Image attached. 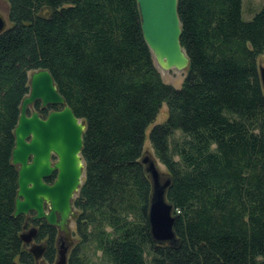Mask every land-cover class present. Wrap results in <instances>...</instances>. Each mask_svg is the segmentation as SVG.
Masks as SVG:
<instances>
[{
	"label": "trees",
	"instance_id": "16d2710c",
	"mask_svg": "<svg viewBox=\"0 0 264 264\" xmlns=\"http://www.w3.org/2000/svg\"><path fill=\"white\" fill-rule=\"evenodd\" d=\"M0 33V264H40L13 216L10 163L28 73L46 69L84 123V172L72 198L75 241L66 264H264V4L249 20L242 0H177L188 64L164 83L140 28L135 0H5ZM166 115L154 119L162 104ZM165 167L173 238L153 240L152 182L144 139ZM25 225V228H23ZM42 262L56 229L39 225Z\"/></svg>",
	"mask_w": 264,
	"mask_h": 264
},
{
	"label": "water",
	"instance_id": "95a60500",
	"mask_svg": "<svg viewBox=\"0 0 264 264\" xmlns=\"http://www.w3.org/2000/svg\"><path fill=\"white\" fill-rule=\"evenodd\" d=\"M139 28L155 64L162 71L186 69L187 56L180 46V24L176 12L177 0H135ZM6 28V18L0 14V33ZM261 87L264 91V68H258ZM28 92L19 103V114L13 127V146L10 163L16 168V193L13 201V216H26L30 211L31 219H44L48 226L56 227L69 237V223L75 219L72 198L81 183L84 165L80 155L84 123L76 118L58 93L50 73L38 69L28 73ZM35 101L40 107L56 106L59 109L47 113L44 119L38 118L28 108ZM56 158L50 162V155ZM152 191L147 218L150 234L158 242L173 238L171 215L172 207L165 200L164 190L168 183H158L154 164L146 158ZM55 170L54 180L44 182ZM43 204L46 209H43ZM25 228V225H23ZM35 228L19 237L28 246V251L40 264L43 245L34 243ZM71 244L70 241H67ZM67 247H56L53 264H66Z\"/></svg>",
	"mask_w": 264,
	"mask_h": 264
},
{
	"label": "rangeland",
	"instance_id": "374dc122",
	"mask_svg": "<svg viewBox=\"0 0 264 264\" xmlns=\"http://www.w3.org/2000/svg\"><path fill=\"white\" fill-rule=\"evenodd\" d=\"M264 4V0H242L241 1V18L243 20H249L253 13H255L261 5ZM6 10H7V4L5 0H0V14L6 18ZM7 25V22H6ZM153 64L155 68L157 69L160 79L169 85H171L174 88H178L182 82V79L185 74V69L182 70H168V71H162L158 66L155 64L153 61ZM258 68H264V52H262L258 57H257V69ZM166 115V108L165 104L163 103L160 107V110L158 111L153 124L155 123H160L164 120ZM142 158H146L148 161H151L154 164L155 170L157 172V177H158V183L163 184L165 181H167L168 176L166 173L165 167L159 162L157 157L154 155V152L148 142L147 137L144 139V146H143V154ZM146 167V164H144ZM29 228H25L24 232L27 233ZM69 240L75 241V237L73 235V222L71 221L69 223ZM60 239L57 241L56 247H67V240L65 239L63 234H60ZM36 244H40L37 242ZM69 248V247H67Z\"/></svg>",
	"mask_w": 264,
	"mask_h": 264
},
{
	"label": "flooded vegetation",
	"instance_id": "af4514ba",
	"mask_svg": "<svg viewBox=\"0 0 264 264\" xmlns=\"http://www.w3.org/2000/svg\"><path fill=\"white\" fill-rule=\"evenodd\" d=\"M59 108L56 107V106H46V107H40V103L38 101H35L33 103V105H31L29 108H28V111L26 113V115H29L30 112L34 111L37 113L38 115V118L40 119H44L47 115L48 112L50 111H54V110H58ZM54 160H56L55 156L53 154L50 155V162H53ZM55 175H56V171L53 170L50 175L44 179V182L47 183V184H50L54 178H55ZM43 209L45 210L46 209V205L43 204ZM33 212L30 211L26 216H25V224H26V227H28L29 229L30 228H35V231L37 233L38 231V227L39 225H41L43 222L46 224V222L44 221V219H31V217L33 216ZM71 222V221H70ZM48 225V224H46ZM56 229V244H57V241L60 239V234H63L64 237H65V234L59 230H57L56 227H54ZM36 235V234H35ZM66 239V238H65ZM34 241V240H33ZM67 241H70L71 244H68L67 242V247H70L72 245V240H69V237L67 239ZM40 244L43 245V249H44V240H40L39 242ZM69 250V248H67V251Z\"/></svg>",
	"mask_w": 264,
	"mask_h": 264
}]
</instances>
